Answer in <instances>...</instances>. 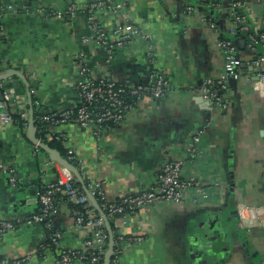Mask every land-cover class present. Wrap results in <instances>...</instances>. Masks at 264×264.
<instances>
[{
    "label": "crops",
    "instance_id": "0c3cea01",
    "mask_svg": "<svg viewBox=\"0 0 264 264\" xmlns=\"http://www.w3.org/2000/svg\"><path fill=\"white\" fill-rule=\"evenodd\" d=\"M121 1L119 12L94 15L109 53L88 27L85 8L92 0H1L16 9H5L1 18L0 75L15 72L10 77L18 78L12 82L17 98L9 109L28 118L32 102L45 113L75 109L80 62L96 78L118 84H144L154 72L162 75L167 90L161 99L143 97L98 137L74 121L50 128L73 152L82 182L101 184L110 199L147 189L163 163L181 159L186 160L182 177L195 178L207 193L197 203L187 195L182 204H154L128 217L125 235L142 241L124 248L115 264H264V92L251 74L253 53L246 47L248 35L264 34V4ZM235 3L250 26L238 38L229 33ZM70 4L77 7L75 15L58 18ZM124 25L133 26L137 35L119 48L115 30ZM222 37L234 40L242 70L227 83L225 108L211 107L200 97V89L223 72ZM257 53L264 58V43ZM194 136L196 152L188 156ZM38 149L27 122L22 128L0 123V219L22 221L2 236L0 254L8 259L29 255L28 264H55V250H40L45 229L27 224L40 208L37 193L53 181L57 163ZM9 170L15 172L13 184ZM239 207L257 210L249 227L235 216ZM52 229L60 235V247L82 248L83 234L63 204Z\"/></svg>",
    "mask_w": 264,
    "mask_h": 264
},
{
    "label": "built area",
    "instance_id": "2783aa9c",
    "mask_svg": "<svg viewBox=\"0 0 264 264\" xmlns=\"http://www.w3.org/2000/svg\"><path fill=\"white\" fill-rule=\"evenodd\" d=\"M256 2L264 4V0H256ZM76 8L74 4H70L65 11L58 12L56 16L58 18L72 17L77 12ZM122 8L121 0H92L85 8L88 27L93 33V39H96L97 43L104 46L109 53L111 46L104 40V33L98 28L94 15L97 10L116 13ZM238 8H240L239 3H235L231 7L232 23L229 33L235 38H238L240 33L245 34L250 29L245 16L236 12ZM5 9L16 10L11 5L5 7L0 0V45L3 37L1 18ZM191 10L190 6L186 12L189 13ZM115 34L117 41L114 46L122 48L131 44L132 39L137 35V31L131 25H124L118 27ZM246 43L247 49L253 53L249 62L251 74L257 79L264 92V58L257 53V47L264 43V34L258 35V39L248 35ZM218 45L225 59L223 72L217 82H207L206 86L200 89V97L211 107L217 105L225 108L227 83L230 80H237L242 70L234 40L222 39ZM80 64L79 79L75 87L78 105L75 109L47 113L43 120L48 121L51 127L74 121L81 128H91L94 135L98 137L103 130L119 123L135 102L145 96L155 100L161 99L167 90L166 80L156 72L151 74L144 84L130 85L127 82L118 84L102 77L96 78L90 73L85 63L80 62ZM10 78L0 80V123L2 125L14 123V118L9 111V104L15 103L17 94L12 85L14 80ZM20 117L28 123L27 113H21ZM198 140L197 136L191 139L186 150L188 156H193L196 152L195 144ZM35 148L37 147L35 146ZM68 158L75 159L71 150H68ZM185 162L186 160L181 159L163 163L151 186L135 195H128L119 200L108 198L103 192L101 184L89 185L87 191L92 197L96 196L99 200V210L103 211L101 212L102 216L95 212L96 210L86 194L75 185L76 179L73 174L65 167L54 163V179L46 183L37 193L39 212L28 220L27 224L36 223L45 229L47 232L46 240L40 250H55V264H98L108 245L109 234L105 223L112 220L115 227L119 228L115 240L110 232L113 241L111 264H115L124 248L142 241L140 237H128L123 231L127 218L133 216L139 209L161 203L179 205L183 203L187 195L192 196V201L196 203L199 198H207L206 191L195 178L185 179L182 177L181 170ZM14 174V170H9V182L12 184L15 182ZM60 192L63 196L57 197L56 195ZM62 204L68 208L75 227L83 234L81 249L73 250L59 246L60 235L54 233L52 228L54 217ZM69 204L81 208L84 212L82 213L74 207L69 208ZM236 210L239 219L244 221V226L249 227L250 224H253L250 222L252 220L250 214L257 213L256 209L239 207ZM245 214H247L246 217ZM21 224V220L6 221L0 219V241L4 233ZM0 257V264H28L31 260L29 255L8 259L0 254Z\"/></svg>",
    "mask_w": 264,
    "mask_h": 264
},
{
    "label": "trees",
    "instance_id": "16d2710c",
    "mask_svg": "<svg viewBox=\"0 0 264 264\" xmlns=\"http://www.w3.org/2000/svg\"><path fill=\"white\" fill-rule=\"evenodd\" d=\"M223 39H229V38H226V37H222ZM243 38H245V35H243ZM12 80H15V81H18V78H10ZM10 86V85H8ZM17 92V91H16ZM31 111H32V124L35 128V131H36V138L41 142L43 143V145L55 150L58 152V154L60 155V157H62L64 160H66L70 165H72L74 168H78V164L77 162L75 161V159H69L68 158V150L66 149V147L64 146V142H63V139H61L57 134L51 132L50 128L51 126L50 123L47 121H44L43 120V117L47 114L45 112H40V109L39 108H36L34 103L32 102L31 106ZM10 113L12 114L13 118H14V122L16 124H18V126L20 128L22 127H25L26 126V120L21 118L20 117V112L19 111H15V108L9 109ZM48 134H51V137L50 139L48 140L46 138V136ZM40 151V149H38ZM75 185L81 190L84 192L83 190V187H85L86 189L88 188V182L83 180V182H78L77 180L75 181ZM57 197H60V196H63V194L60 192L56 195ZM98 208H99V200L97 199L96 196L93 197ZM116 200H119V199H116ZM77 208L80 212H84L81 208H78V207H75L73 205H70L69 204V208ZM39 212V210H38ZM37 212V213H38ZM97 212V210L95 211ZM100 212H103V211H100ZM36 213V214H37ZM108 226H109V229H110V232L113 234V238L115 240V238H117V235L119 233V228H116L115 227V224L112 220H108ZM41 254V253H40ZM113 259V257H112ZM102 260H103V257L102 259L100 260V262L98 264H102ZM0 261H1V257H0Z\"/></svg>",
    "mask_w": 264,
    "mask_h": 264
},
{
    "label": "water",
    "instance_id": "95a60500",
    "mask_svg": "<svg viewBox=\"0 0 264 264\" xmlns=\"http://www.w3.org/2000/svg\"><path fill=\"white\" fill-rule=\"evenodd\" d=\"M259 7L256 6L255 9H258ZM10 76H16L15 72H10V73H5L3 75H0V79H6ZM42 111V110H41ZM29 118H28V136L31 140V142L38 147L39 149L44 150L47 154L48 157L51 161L53 162H57L59 165L65 167L67 170H69L74 178L78 181V182H82L81 177L78 173V171L72 166L70 165L66 160H64L62 157H60L59 154H57L54 150H51L47 147H45L43 145V143H41L39 140H37L35 138V129L34 126L32 124V111L31 109L29 110ZM84 193L86 194V196L88 197L89 201L91 202L92 206L95 208V210H97V212L102 216V213L100 212L94 198L90 195V193L87 191V189L85 187H83ZM105 227L106 230L109 234V238H108V245H107V250L103 256V260H102V264H111V259H112V245H113V241H112V237L110 235V229L108 226V223H105ZM255 256V254L251 255V259Z\"/></svg>",
    "mask_w": 264,
    "mask_h": 264
},
{
    "label": "flooded vegetation",
    "instance_id": "af4514ba",
    "mask_svg": "<svg viewBox=\"0 0 264 264\" xmlns=\"http://www.w3.org/2000/svg\"><path fill=\"white\" fill-rule=\"evenodd\" d=\"M234 214H235V216H237L238 214H237V210H236V208L234 209ZM238 217V216H237ZM239 218V217H238Z\"/></svg>",
    "mask_w": 264,
    "mask_h": 264
},
{
    "label": "rangeland",
    "instance_id": "374dc122",
    "mask_svg": "<svg viewBox=\"0 0 264 264\" xmlns=\"http://www.w3.org/2000/svg\"><path fill=\"white\" fill-rule=\"evenodd\" d=\"M253 254V253H252Z\"/></svg>",
    "mask_w": 264,
    "mask_h": 264
}]
</instances>
